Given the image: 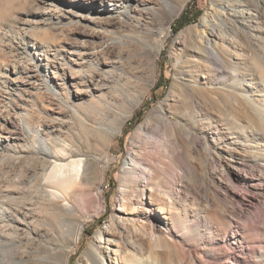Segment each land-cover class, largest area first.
Returning <instances> with one entry per match:
<instances>
[{
    "label": "rangeland",
    "instance_id": "rangeland-1",
    "mask_svg": "<svg viewBox=\"0 0 264 264\" xmlns=\"http://www.w3.org/2000/svg\"><path fill=\"white\" fill-rule=\"evenodd\" d=\"M254 1L216 2L248 31L235 40L231 20L222 27L239 60L243 93L236 100L224 89L232 80L227 60H233L208 54L206 71L190 52V37L215 34L200 26L204 14H214L213 0H0V264H53V256L58 264H85L82 254L99 243L104 251L107 240L117 242L121 256L145 264H264V148L257 119L264 125V0L262 12ZM188 3L201 16L173 35L171 26ZM178 6L180 13L164 25ZM239 10L243 14L234 15ZM188 28L182 43L179 35ZM146 33L162 45L153 71ZM160 74L169 85L164 98H152ZM165 101L167 118L193 134L190 157H177L159 176V204L146 205V188L140 196L145 206L129 204L126 215L118 207L126 164L163 161L150 155L167 132L143 125ZM140 108L147 109L141 121L129 125ZM35 133L53 153L40 150ZM62 147L73 153L65 163L82 159L86 175L65 198L46 189L48 207L41 206L31 184L42 171L37 159H50ZM93 164L105 169L104 200L85 211L79 190L94 193L99 186ZM64 204L73 207L63 210L62 226ZM113 215L126 218L123 227L109 225Z\"/></svg>",
    "mask_w": 264,
    "mask_h": 264
},
{
    "label": "bare ground",
    "instance_id": "bare-ground-1",
    "mask_svg": "<svg viewBox=\"0 0 264 264\" xmlns=\"http://www.w3.org/2000/svg\"><path fill=\"white\" fill-rule=\"evenodd\" d=\"M164 2V0H162ZM218 0H213V8H216L214 11V14L206 13L204 14L200 19V26L206 31H214L215 34H212V36L208 37L204 34L203 30L202 32L196 34L193 37H190L191 40V47L190 52L194 54V56L199 61L200 67H203L206 71L209 70V67L207 66V63L205 62V58L208 54L214 53L216 55L221 54L225 56V58H228L230 60H233V62H230L227 60V62L230 64V68L232 71V80L230 82V85H225L224 89H229V91L225 90V92L230 93L234 96L236 100L240 99L242 97V78L241 74L238 72V57L236 56L237 53L233 50H230L228 48V45L232 42V40L227 39V37L224 36V34L227 33V31L224 32V29L222 27L226 26L228 21L232 25L233 31H234V37L236 39H240V32H245L244 35L248 36V31L246 28H243L241 25L238 24L236 16H233L231 13H229V10L224 5H218L216 4ZM261 1V0H260ZM254 7L257 10H261V5L259 4V0L254 1ZM212 8V9H213ZM171 12L166 18L164 19V25L169 26L172 23L173 18H175L181 11V8L178 7H172ZM243 13L235 12L234 15H242ZM264 14V13H263ZM191 28H188L184 31H182L179 35V41L184 43L189 38V31ZM143 39L147 40L150 45L153 48L152 52L146 53V60L151 68V71H153V59L156 56V54L159 53L161 50L162 45H155L152 43V37L149 33H146L143 36ZM251 39V37H249ZM243 40V39H242ZM246 41V39L244 38ZM186 50L183 51L184 54L187 52ZM212 50L213 52H210ZM175 81H173L170 89V93H172L173 88L175 86ZM143 87L142 89H144ZM77 111V110H76ZM166 111H169L167 109V102H163L158 104L157 107L152 109L147 116V119L145 121V124L143 126H146L150 129L152 128H160L164 129L167 132V138H157L153 144V153L150 155L151 157H160L163 159V161L160 163V165H154L153 162L149 163H143L142 161L132 158L130 161V164H126V168L124 169L126 174V180L123 185H121V189L119 190L120 193V203L118 207L122 210V212H125L126 215H129L130 212H127L128 205L131 204L132 206H145L144 200L145 198L141 195H143L145 189L147 188L149 190V198H146V205H157L158 202V194L161 193V185L157 180L159 176L163 174V171L165 169L169 168L171 164L177 159L179 156H183L186 159H189L191 154V139L192 135L186 128L185 125L181 124H173L166 116ZM79 112V111H78ZM169 115V114H168ZM256 117L258 116L255 113ZM258 121L260 122V129L259 132L263 133L262 139H263V145L264 148V125L257 117ZM264 119V118H263ZM143 128V127H142ZM142 128H139L138 132L142 131ZM28 132L32 133L31 130L28 128ZM35 132V131H33ZM138 135V133H136ZM33 135V134H32ZM35 141L40 142V150L45 153H53V148L48 145L45 146L42 144L41 141H43L38 134H34ZM150 140V139H149ZM49 143V142H48ZM55 153V152H54ZM72 151L68 150L67 147H62L58 154H54L50 159H37L40 160L42 164V171H40V175L36 178V182H32V187L37 190L41 194V206L48 207V205L45 202L46 197V189L53 188L56 196L65 198L68 195V191L72 189L75 186L80 187L82 184V176L85 177V172L83 171V160H71L68 163H65L67 157H70L72 155ZM164 154V155H163ZM43 156V154H42ZM147 157V156H146ZM19 160V181L18 184L22 183V177L24 173V169L21 165V158H18ZM52 160V163L51 161ZM165 160V161H164ZM53 165L51 171L46 175V167L48 165ZM129 165V166H128ZM93 174L97 178L99 182V186L97 187L96 191L93 193L91 190L81 189L79 190V203L83 207L85 211H89L93 207H96V209H99L104 200V192L100 190L101 185L105 182V169L102 166H98L93 164ZM124 173V172H123ZM44 180V181H43ZM84 180V179H83ZM147 186V187H145ZM59 204V203H58ZM69 206V208H68ZM71 204H65L59 209L62 213L59 215L62 217L60 218V224L63 225L64 223V217L63 210H68L72 208ZM158 210V209H157ZM71 211V210H70ZM29 213V212H26ZM127 217V216H126ZM121 218L117 217L116 215H113L109 221V225L116 226V224H121L126 220V218H122L123 220H120ZM123 227V224H121ZM99 239L102 240L103 233H99L98 235ZM106 242V241H105ZM107 245L102 251L101 244H92L83 254H82V262L85 264H145L144 262L140 261V258H137L135 256L132 257H124L121 256L120 248L115 240H107ZM112 255V256H111ZM58 256H53V264H58ZM20 264H26V261L24 259H20ZM68 264V259L63 263Z\"/></svg>",
    "mask_w": 264,
    "mask_h": 264
},
{
    "label": "trees",
    "instance_id": "trees-1",
    "mask_svg": "<svg viewBox=\"0 0 264 264\" xmlns=\"http://www.w3.org/2000/svg\"><path fill=\"white\" fill-rule=\"evenodd\" d=\"M201 16V11L200 10H196L194 8V6L192 4H187L185 6V8L183 9L181 15L176 19V21L174 22V24L171 26V31L173 35H176L177 33H179L181 30H183L185 27L191 25V24H195L199 17ZM169 85V80L165 79L162 74L159 75L158 80L156 81L153 89L151 90V97L155 98V95L159 96V99L164 98L165 94H166V90L168 88ZM161 88V91L159 94L156 93V91ZM156 99V100H159ZM144 106L148 109L150 108V106L145 103ZM147 109H144L142 111V109L140 108L139 111L134 112L133 117L128 121V124H132L133 120L134 122H136L137 124L141 121L144 113L147 111ZM114 182L110 181L108 186L111 189H114L113 186ZM102 225V223H101Z\"/></svg>",
    "mask_w": 264,
    "mask_h": 264
}]
</instances>
